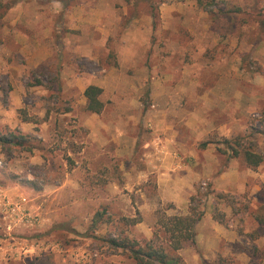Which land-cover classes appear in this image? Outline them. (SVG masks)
Listing matches in <instances>:
<instances>
[{
  "label": "rangeland",
  "instance_id": "obj_1",
  "mask_svg": "<svg viewBox=\"0 0 264 264\" xmlns=\"http://www.w3.org/2000/svg\"><path fill=\"white\" fill-rule=\"evenodd\" d=\"M162 1L0 0V136L13 137L0 144V264H135L109 240L162 243L158 218L183 215L159 204L149 236L137 230V205L157 198L137 172L160 146L199 162L189 200L246 236L206 261L185 243L183 264H264V162L243 159L264 160V0Z\"/></svg>",
  "mask_w": 264,
  "mask_h": 264
},
{
  "label": "crops",
  "instance_id": "obj_2",
  "mask_svg": "<svg viewBox=\"0 0 264 264\" xmlns=\"http://www.w3.org/2000/svg\"><path fill=\"white\" fill-rule=\"evenodd\" d=\"M96 86L102 88L100 85ZM6 112V110H0L1 122V119L5 120L7 118ZM95 150H99V147L95 146ZM104 153L106 155L109 154V157L112 156L110 152ZM145 161L148 166L153 168V172H137L138 183L142 180V178L146 180V176L149 174L153 175L156 178L157 183V198L153 201H149L146 198L147 201L145 200L143 204L137 205V210L141 213L142 219L136 225L137 230L139 232H143V235L148 237L151 233L150 227L154 223L153 214L157 210L159 204L171 203L176 208V211L180 210L183 215L188 213L189 197L193 194V184L199 179L197 174H191L193 172L189 169V165L193 166L199 164V162H191L186 166H183L176 159L175 152L171 149H166L165 146L157 147L156 151L146 153ZM201 167L203 169L205 167V163L202 162ZM181 169L184 171L181 172ZM186 170L189 175L185 176ZM229 176L237 177V171L234 168H230L227 174L223 173L222 178H228ZM234 185L235 183L232 186H228L225 189L226 192L233 190ZM207 205V210L195 226V246L203 252L202 255L203 258H205V261L214 259L217 254H219L222 258L232 256L237 253V251H240L235 250L233 245L237 246L244 240V238H246V236L238 232L235 225L224 226L216 222L213 218L214 209L211 207L210 203H207ZM222 211L225 219L232 217L230 208L223 207ZM262 246H264V244ZM242 254H244L243 251L241 255ZM194 257L196 260L197 258L199 260L202 259V256L197 254H195Z\"/></svg>",
  "mask_w": 264,
  "mask_h": 264
},
{
  "label": "trees",
  "instance_id": "obj_3",
  "mask_svg": "<svg viewBox=\"0 0 264 264\" xmlns=\"http://www.w3.org/2000/svg\"><path fill=\"white\" fill-rule=\"evenodd\" d=\"M146 1L150 2L152 0ZM196 3L199 7L207 10L208 6L203 3V0H196ZM101 94L102 89L97 86L89 85L85 88L83 96L86 99L87 111L94 114L102 112L104 104L100 99ZM12 139L13 137L11 136H0V144L3 146L10 144ZM237 140L235 139V142H233L234 146L238 145ZM225 142L230 144L229 141ZM230 150L231 158L238 156V152L231 144ZM243 159L250 168H256L264 162L260 155L249 151L243 152ZM189 201L190 207L187 215H164L158 218L157 225L163 230L164 237L162 243L160 242L161 244L155 243L153 239L144 243V245H140L138 242L131 241L128 238L120 240L110 239L109 243L113 247L125 249L135 264H183V260L177 254V251L182 249L185 243L194 245L196 236L195 226L204 214L203 210L198 209V203L194 197H191ZM214 217L216 218V215ZM155 238H157V234H155ZM163 244L165 245L163 246Z\"/></svg>",
  "mask_w": 264,
  "mask_h": 264
}]
</instances>
